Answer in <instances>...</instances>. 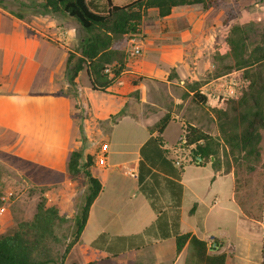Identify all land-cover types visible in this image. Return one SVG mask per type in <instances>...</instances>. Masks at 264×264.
<instances>
[{
  "label": "crops",
  "instance_id": "obj_1",
  "mask_svg": "<svg viewBox=\"0 0 264 264\" xmlns=\"http://www.w3.org/2000/svg\"><path fill=\"white\" fill-rule=\"evenodd\" d=\"M132 1L120 0V3H116L112 0V3L125 5ZM100 2L103 3V0H100ZM0 13H3L0 15V26L8 24L10 18L12 20L10 23L17 21L21 24L18 26L20 30L24 27L29 28L31 37L37 34L40 37L42 36L41 42L37 45L44 46L47 56L41 59L40 67L47 71L46 73L50 78L47 83L50 85L40 90L44 94V98L41 100V116L47 135L40 131L38 141H30L27 138L24 140L23 137L26 134H28L27 136L35 135L30 132L34 87L28 82V79L33 74L34 66L38 64H34L32 61L24 62L25 58L23 56L17 60L16 54L12 63L10 51L3 58L5 63L3 62L1 65L0 62V149L15 153L23 160L53 166L65 153L73 150L80 133H85V137L88 139L87 145L90 148H97V146H94L97 136L110 135L124 119L137 120L139 115L133 107L130 110V104L141 102H148L153 109H166L168 120L181 115L180 120L184 121V129L187 123L205 129L202 122L193 119L186 121L184 119L188 116L187 101L192 99L194 93V90L188 89L185 83L187 79L197 77V73H200L204 68L201 61L204 57L202 53L209 56L214 52V45L219 39L215 26L219 21L223 22L224 14L222 10L202 9L199 5L175 6L168 16L157 18L156 10L150 9L142 23L149 22L152 24L148 28L141 26V56L135 61L130 59L124 61V68L108 85L107 91L93 90L85 70L77 74L73 81L74 84L65 79V72L68 69L66 65L68 53L63 50V53L56 60L53 55L51 57L52 50H49V46L52 45V42H50L47 35L50 29L46 19H37L43 22L41 26L43 33L32 26L30 23L33 22L32 17L26 20V18L8 13L1 6ZM206 28L211 31V34L207 37L203 33ZM24 37L26 38V36ZM200 39L204 41H199ZM3 44L9 45V43ZM22 50L23 48L19 46L20 53ZM135 77H139V80ZM133 81H136L137 84L134 85ZM68 87H71V92L68 91ZM134 91L138 92V100L135 97L133 98ZM95 97L104 99L105 104L95 101ZM79 99L85 101L89 111V117L84 118L83 122L80 117L81 109L79 105L77 106ZM193 104L201 105L196 102ZM182 114L186 116L183 117ZM112 116H115L114 121L111 119ZM154 124L146 127L148 134L138 143L136 153L132 154V157L127 155L120 157L113 165L115 167L124 166L126 171L131 169L137 174L136 177H133L137 182L136 191L129 192V188L116 178L112 179L109 186L106 183L104 185L101 179L96 177L95 172L102 169L104 171L107 166L104 168L92 166V175L99 179L103 187L89 207L87 221L79 239L87 238L90 247L87 252L93 257L90 258L91 260L75 261L72 264H83L89 261H95L96 264H99V261L103 262L109 257L117 255H123L121 264L186 263V258L191 251L189 242H186L184 247L177 253L173 236L160 239L150 237L144 246L118 254H111L103 249L91 246L92 241L101 233H107L111 236H130L142 233L155 221L157 213L139 189L140 182L147 180L151 171L150 167L141 160L139 149L151 134H156V132H150V127ZM64 126L69 130L70 138L67 144L65 142L60 144L55 136L60 134L59 128L61 129ZM164 147L169 149L165 144ZM184 167L180 180L183 193L181 205L178 207L180 232L190 233L205 241L207 254L225 252L227 254L225 264H240L241 260H247L251 235L254 237L256 232L259 231L262 238V232L257 229L256 222L244 214L234 197L233 173L215 172L212 169L215 174L212 176L210 187L204 190L203 183L191 182L190 185L184 183ZM224 176H229L231 181L230 202L247 219L246 221L244 219L239 220V225L242 221L244 226L242 236L244 238L237 241L228 240L226 235L221 237L205 236L209 231L207 226L209 212L213 206L220 203V197L217 193L210 194L212 198L211 205L207 204L206 198L212 191V185L217 179ZM186 196H190V202L193 204L188 213L194 216L198 215L195 217L196 223L194 226L184 221L183 203ZM161 201L163 203L170 202L169 195L162 196ZM197 208L202 209L198 214L193 211ZM213 238H216V241ZM210 240L215 241V243L213 242L214 247L209 246ZM74 246L69 254L75 255ZM243 262L245 264L246 261Z\"/></svg>",
  "mask_w": 264,
  "mask_h": 264
},
{
  "label": "rangeland",
  "instance_id": "obj_2",
  "mask_svg": "<svg viewBox=\"0 0 264 264\" xmlns=\"http://www.w3.org/2000/svg\"><path fill=\"white\" fill-rule=\"evenodd\" d=\"M116 3H120V0H114ZM237 7V15L215 26L216 33H218V42L214 45V52L207 56L202 53L201 61L203 63V69L200 73H197V77L193 79H187L185 86L190 89L194 86L193 96H201L199 93L200 87H206L207 95H202L206 98V103L200 106L194 105V101L188 99L187 112L188 116L182 114L186 121L193 119L198 122H202L205 131L213 136H219L217 123L215 119V110L225 109L229 105L231 99L238 98L244 91L248 89L249 79L244 77L243 69L234 68L233 64L238 56L246 55V51L254 44V39H259L264 32V2L259 0H235ZM0 6L8 13L17 15L21 18L32 19L30 22L35 29H39L43 32V22L37 19H46L48 27L50 29L47 34L52 42L49 46V50H52L54 59L63 53L65 50L78 51L81 38L85 35L84 31L74 18L69 17L62 12H53L51 9L44 7L45 0H0ZM220 10V9H219ZM3 13H0L2 15ZM9 22L6 25L0 26V38L2 43L0 44V62L1 65L4 62L3 58L6 57L8 51H10L11 62H14V56L16 54L17 60L25 58L24 62L32 61L35 65L33 68V74L28 79L33 87V102H32V121L30 122V132L35 135H24V140L27 138L30 141H38L40 131L47 135V131L44 126L43 118L41 116L42 102L44 94L40 92L41 88L47 87L48 80L47 71L40 67L42 63L41 59L47 56L44 46H38L42 40L40 35L31 37V30L29 28L19 29L21 25L19 22L9 18ZM143 28H148L152 23H142ZM237 27L240 30L239 33H233L232 30ZM206 37L211 34L210 29L203 30ZM44 33V32H43ZM36 34V33H34ZM26 36V38L24 37ZM38 36V38H37ZM204 36V35H203ZM230 36L233 40V45L240 48L239 55L233 56L231 51ZM139 37H141L139 35ZM8 39V40H7ZM204 41V40H199ZM3 43H9L5 45ZM123 50L126 54V60L135 61L137 58H131L127 54L128 39L123 44ZM19 46L23 48L22 52L19 51ZM202 50V49H201ZM16 51V52H15ZM203 52V51H202ZM18 54V56H17ZM195 55V52H194ZM140 57V56H139ZM138 57V58H139ZM18 62V61H16ZM23 62V64H24ZM5 63V62H4ZM70 72L66 69L65 79L69 80ZM139 80V77H135ZM226 79L230 85L244 81L243 87L240 89L237 95L224 96L214 90L213 87L206 86L209 83L214 82L216 79ZM83 79V78H82ZM231 82V83H230ZM74 84V83H72ZM191 90V89H190ZM68 91L71 92V87H68ZM198 94V95H197ZM133 98L139 99L137 91L133 92ZM214 95V97L212 96ZM188 94L186 95V97ZM198 98V97H196ZM80 117L83 122L84 118L89 117L88 106L83 99H79ZM95 101L101 104H105V100L102 98H94ZM133 105V106H132ZM134 110L138 113L139 118L137 120L124 119L119 126L110 134L97 136L94 146L97 148H90L87 145L88 139L85 137V133L82 132L78 136V142L73 150H80L82 152V159H86V156H93L99 150L100 145L105 143L107 145L106 154V171L103 169L95 172L96 177H99L101 181L107 184L112 183V179L116 178L118 181L123 182L129 189V192L136 191V179L130 176L124 166H113L120 157L127 155L132 157V154L136 153L138 143L147 136V126H150L161 120L166 115V109H153L148 102L130 104V110ZM125 110V109H124ZM148 110H150L148 112ZM147 112V113H146ZM181 115L175 119H169L163 129L162 135L164 144L171 151L172 156L183 160L186 165L183 171V181L186 185H190L191 182L203 183L205 189L210 187L212 176L214 171L209 163L204 166H198L194 164H188L190 161L189 150L181 146L180 138L184 129V121L180 120ZM114 121L115 116L111 117ZM38 131V132H37ZM45 132V133H44ZM261 141L260 152L261 159L254 164L253 169H245L241 173V177L247 181V185L244 191L239 192V195H247L254 201L256 210H254L253 218L256 222L257 229L262 233L264 232V128L260 129ZM59 133L56 137L58 143L67 144L70 138L69 130L64 126L59 128ZM47 137V136H46ZM72 150V151H73ZM223 151V149H221ZM69 153H65L58 162L53 166L41 165L33 161L23 160L8 150L0 149V192L1 196L5 199L1 200L0 206L3 210L0 211V233L12 230L16 228L23 221H30L35 213L37 203L39 201H45L49 206H56L59 210V214L63 216V219L54 226V238L49 239L52 253L55 258L59 259L65 249V246L75 230L74 217L79 212L81 206L84 203V197L88 192V184L86 179L79 175L77 177H70L65 172V162L68 160ZM118 156V158H117ZM226 155L224 154L223 160L220 166V172L224 173ZM94 166V164H93ZM233 173V169L231 171ZM111 174V177H110ZM212 191L208 194L206 201L208 205H211V195L217 193L220 197V203L213 206L209 212L207 218L208 233L206 237H221L226 235L228 240H241L243 236V223L239 220L244 219L243 215L235 209L234 205L230 202L231 181L229 176H224L212 185ZM193 207L190 202V196H186L183 203V217L184 221L188 224L195 225V217L198 215H190L189 210ZM261 209L260 212L257 210ZM195 213H200L201 208L193 210ZM197 211V212H196ZM193 212V213H194ZM247 216V214L244 212ZM249 217V216H248ZM250 218V217H249ZM184 227H186L184 225ZM249 250L247 252V260L245 264H260V251H261V236L259 231L255 236L250 237ZM88 241L83 237L79 239L74 246L75 255L69 254L65 257V264H72L75 261H88L91 260V256L87 250ZM79 257V258H76ZM123 255H117L109 257L104 260L103 263L99 261V264H121ZM94 259V258H93ZM242 260L240 264H244ZM81 263V262H80Z\"/></svg>",
  "mask_w": 264,
  "mask_h": 264
},
{
  "label": "trees",
  "instance_id": "obj_3",
  "mask_svg": "<svg viewBox=\"0 0 264 264\" xmlns=\"http://www.w3.org/2000/svg\"><path fill=\"white\" fill-rule=\"evenodd\" d=\"M234 2L235 0H133L125 5H116L112 0H103V3L100 0H45L44 7L74 18L85 33L78 51H69L67 54L69 82L72 84L77 74L85 70L93 90L107 91L108 85L124 68L125 40L130 36L140 35L142 21L150 9L156 10L157 18H164L175 6L199 5L202 9H220L225 20H230L237 15ZM237 29L233 28L232 35L239 33L240 30ZM230 43L232 54L237 57L240 48L233 45L231 36ZM246 52V55L238 56L233 67L243 69L244 77L250 83L238 98L230 100L227 108L215 110L219 136H213L202 128L187 123L180 138L181 146L189 150V163H209L215 172H220L223 156L226 155L224 173L233 169L234 197L242 211L253 218L252 212L256 210L254 201L247 195L238 193L244 191L247 185L240 174L245 169H253L254 164L261 159L260 129L264 128V32L259 39H254V44ZM133 84L136 85L137 82L133 81ZM190 89L193 90L194 86ZM192 100L197 104L206 103V98L202 95L192 96ZM167 120L168 115H164L150 127V132L156 134H151L139 149L141 160L151 170L148 179L140 182L139 189L156 211L155 221L142 233L130 236L101 233L92 241L91 246L118 254L144 246L150 237L160 239L173 236L177 253L189 242L191 251L185 264H225V252L207 254L205 241L179 230L178 207L183 193L180 180L186 163L179 159L180 164L176 166V158L172 156L170 149L164 147L162 132ZM81 159L82 152L73 150L64 165L65 172L70 177L82 175L86 179L88 192L74 217L75 230L62 256L59 259L54 257L49 239L54 238V226L63 216L56 206L39 201L30 221H23L16 228L0 233V264H65L66 255L80 238L89 207L103 187L91 172L93 156H86L82 163ZM166 195H169L170 202L163 203L161 197ZM213 240L216 241V238ZM260 254V264H264V232Z\"/></svg>",
  "mask_w": 264,
  "mask_h": 264
},
{
  "label": "built area",
  "instance_id": "obj_4",
  "mask_svg": "<svg viewBox=\"0 0 264 264\" xmlns=\"http://www.w3.org/2000/svg\"><path fill=\"white\" fill-rule=\"evenodd\" d=\"M127 54L131 58H138L142 54V40L139 37V35L135 36H130L128 39V46H127ZM108 69H106L107 71ZM231 83V82H230ZM244 81L238 82V83H233L230 85L226 79H216L214 82L207 84L206 86L213 87L215 91L218 93H221L224 96H233L237 95L240 91V89L243 87ZM207 90L208 88L200 87L199 88V93L201 95H207ZM214 97V95H212ZM107 145L105 143H102L99 147V150L95 153L94 159H93V164L95 167L98 168H104L106 166V152H107ZM176 158V157H175ZM199 159V156H197ZM174 164L178 166L180 164L179 158H176L174 161ZM127 173L132 176L136 177L137 174L131 170L128 169ZM1 200H4V196H0ZM3 210V207L0 206V211ZM210 247H214L213 241L210 240L209 242Z\"/></svg>",
  "mask_w": 264,
  "mask_h": 264
}]
</instances>
